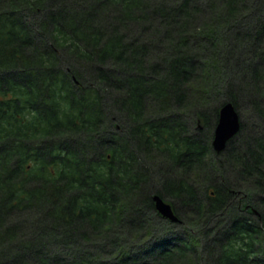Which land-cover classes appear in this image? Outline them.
<instances>
[{
  "label": "trees",
  "instance_id": "obj_1",
  "mask_svg": "<svg viewBox=\"0 0 264 264\" xmlns=\"http://www.w3.org/2000/svg\"><path fill=\"white\" fill-rule=\"evenodd\" d=\"M0 264H264V0H0Z\"/></svg>",
  "mask_w": 264,
  "mask_h": 264
},
{
  "label": "water",
  "instance_id": "obj_2",
  "mask_svg": "<svg viewBox=\"0 0 264 264\" xmlns=\"http://www.w3.org/2000/svg\"><path fill=\"white\" fill-rule=\"evenodd\" d=\"M239 129L240 120L238 113L235 111L232 104H225L220 108L218 123L214 129V138L212 141L213 150L217 153L223 151L227 142L239 132ZM152 200L156 211L161 217L170 222L178 221L170 204H167L158 196H154Z\"/></svg>",
  "mask_w": 264,
  "mask_h": 264
},
{
  "label": "rangeland",
  "instance_id": "obj_3",
  "mask_svg": "<svg viewBox=\"0 0 264 264\" xmlns=\"http://www.w3.org/2000/svg\"><path fill=\"white\" fill-rule=\"evenodd\" d=\"M239 118H240V115H239ZM243 120V121H246V116L244 115V114H242L241 113V118H240V120ZM247 122V121H246ZM248 122L250 123V122H252V124H251V126L253 125V122L256 124L255 125V128H256V126H260L261 125V122L258 120H256L254 117H249L248 118ZM240 125H241V121H240Z\"/></svg>",
  "mask_w": 264,
  "mask_h": 264
}]
</instances>
